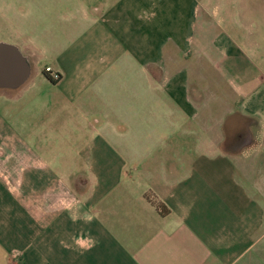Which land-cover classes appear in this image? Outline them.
<instances>
[{
  "label": "crops",
  "instance_id": "1",
  "mask_svg": "<svg viewBox=\"0 0 264 264\" xmlns=\"http://www.w3.org/2000/svg\"><path fill=\"white\" fill-rule=\"evenodd\" d=\"M17 4L0 264H264V0Z\"/></svg>",
  "mask_w": 264,
  "mask_h": 264
},
{
  "label": "rangeland",
  "instance_id": "2",
  "mask_svg": "<svg viewBox=\"0 0 264 264\" xmlns=\"http://www.w3.org/2000/svg\"><path fill=\"white\" fill-rule=\"evenodd\" d=\"M14 1V5L15 7L18 6L17 4V1L18 0H13ZM3 4H4V0H0V6H1V9H0V39L4 40L6 39V37L8 38L10 35L9 33H5V29H4V25H3V18H4V8H3ZM15 7H14V20H16V23H18V26H20V22H21V16H20V12L19 10L16 11L15 10ZM6 99L5 96L4 97H0V116L5 119L6 115H5V102H8ZM14 112H16L15 114L17 116L20 115V112H21V105H20V102H17L15 104V108H14Z\"/></svg>",
  "mask_w": 264,
  "mask_h": 264
},
{
  "label": "built area",
  "instance_id": "3",
  "mask_svg": "<svg viewBox=\"0 0 264 264\" xmlns=\"http://www.w3.org/2000/svg\"><path fill=\"white\" fill-rule=\"evenodd\" d=\"M44 72L47 73L53 81L59 79V75L57 73L52 72L50 67H45Z\"/></svg>",
  "mask_w": 264,
  "mask_h": 264
},
{
  "label": "water",
  "instance_id": "4",
  "mask_svg": "<svg viewBox=\"0 0 264 264\" xmlns=\"http://www.w3.org/2000/svg\"><path fill=\"white\" fill-rule=\"evenodd\" d=\"M5 45L6 44H4V43H0V54L4 51V49H5ZM11 48V47H10ZM12 50H14V49H12ZM16 57V56H15ZM16 59H17V62L21 65L22 63H21V58H19V57H16Z\"/></svg>",
  "mask_w": 264,
  "mask_h": 264
},
{
  "label": "trees",
  "instance_id": "5",
  "mask_svg": "<svg viewBox=\"0 0 264 264\" xmlns=\"http://www.w3.org/2000/svg\"><path fill=\"white\" fill-rule=\"evenodd\" d=\"M44 74L49 79L50 82H53V80L51 79V77L47 73L44 72Z\"/></svg>",
  "mask_w": 264,
  "mask_h": 264
}]
</instances>
